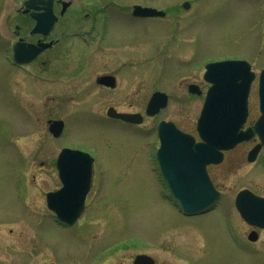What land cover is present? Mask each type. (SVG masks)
I'll list each match as a JSON object with an SVG mask.
<instances>
[{
    "label": "rangeland",
    "instance_id": "obj_1",
    "mask_svg": "<svg viewBox=\"0 0 264 264\" xmlns=\"http://www.w3.org/2000/svg\"><path fill=\"white\" fill-rule=\"evenodd\" d=\"M22 1L0 0V264H89L82 256L86 250L104 249L129 235L145 240L156 234L150 243L153 247L143 242L132 248L127 245L96 264H126L129 256L144 252L154 255L159 264H264V231L260 232L257 247L250 248L252 252L258 248V253L247 257L229 247L224 261L205 256L203 237L207 235L211 240L218 234L224 236V218L235 228L239 216L233 199L238 191L249 189L264 197L261 160L250 165L237 163L231 173L225 171L228 163L223 162L213 173L222 194L217 205L204 217L184 221L169 201V194L163 191L160 176L150 162L157 120L174 122L185 131L194 129L202 100L190 96L186 85L191 81L203 83L207 62L244 58L256 76L264 69V0H60L70 2V6L49 39L73 52L66 59L59 55L54 61L46 55L42 58L45 66L37 70L33 67L38 72L35 77L20 71L10 75L4 61L5 46L19 35L17 25L22 27L21 36L29 39L27 24L15 14ZM184 1L190 2V15L194 16L186 20L188 26L182 32L178 28L182 25L179 15ZM136 3L169 13L165 21L132 23L125 17ZM169 20L176 27L174 36L171 30L163 29ZM87 31L90 33L85 35ZM101 38L117 45H151L147 59L132 60L137 64L133 65V72L142 81L131 103L143 115L151 82L156 73L165 69L164 75L167 72L171 76L164 78L162 88L169 93L170 102L158 116L144 117L140 126L132 127L105 119L101 98L91 104L93 97H100L88 93L93 77L91 67L100 61V55L98 52L87 59L86 52L78 48L82 41ZM157 45L163 56L162 52L158 54ZM189 56L193 60L201 58V63L189 62ZM68 59L84 65L77 66V70L59 66ZM249 98L254 118L258 109L257 78ZM51 119L65 123L59 138L48 132L47 121ZM62 147L89 152L95 158V169L104 171L107 194L100 201L106 202L109 196L112 203L98 210L105 218L86 217L88 221L67 228L52 223L44 194L58 187L54 162ZM167 223V229L163 228Z\"/></svg>",
    "mask_w": 264,
    "mask_h": 264
},
{
    "label": "water",
    "instance_id": "obj_2",
    "mask_svg": "<svg viewBox=\"0 0 264 264\" xmlns=\"http://www.w3.org/2000/svg\"><path fill=\"white\" fill-rule=\"evenodd\" d=\"M51 1L27 0L24 2L27 9L43 11L38 14L31 12V16L36 20L33 32L46 34L52 28L55 18L51 11ZM38 4L43 6L37 7ZM132 14L138 17L163 15L155 9L140 6H134ZM14 50V58L20 62L16 46ZM205 69L204 79L211 83V86L207 91L202 112L197 121V131L202 142L195 144L189 135L179 132L171 124L167 127L165 125L168 124L162 122L159 126L160 147L157 151L159 167L174 200L188 215L207 210L215 203L219 195L209 181L205 166L220 162L221 150L230 149L236 143L249 138L252 133V130L240 131L247 114L250 86L255 78L248 62L243 60L214 62L207 64ZM258 97L260 117L254 125L253 132L258 135L264 147V70L258 77ZM163 101L162 94L155 93L147 106V114L154 115L161 106H164ZM107 115L129 122H141L139 115L136 114H118L111 110ZM48 123L49 131L53 136H58L63 128V122L57 120ZM255 152L254 149L250 153L253 154L249 160L254 159ZM91 163L92 158L80 151L63 149L59 154L57 167L61 179L66 178L64 170H75L81 171V179L86 180L85 183L78 184L76 191L72 188L77 185L64 182L61 190L47 195L49 209L55 211L63 222L71 224L82 210ZM64 194L70 196L68 206H62L60 202ZM235 205L240 215L249 224L264 228V198L243 190L237 194Z\"/></svg>",
    "mask_w": 264,
    "mask_h": 264
},
{
    "label": "flooded vegetation",
    "instance_id": "obj_3",
    "mask_svg": "<svg viewBox=\"0 0 264 264\" xmlns=\"http://www.w3.org/2000/svg\"><path fill=\"white\" fill-rule=\"evenodd\" d=\"M198 1L199 0H197V2ZM185 3L187 4L186 8L184 5ZM134 5H141L142 7L156 8L158 10H161L163 12V15L157 16V17H136V16H133L132 15V8ZM69 6H70V4H68L66 8H63V2H61L60 0H53L52 9H53V13L57 17V22L55 23L52 31L47 35L31 34V30L35 24L34 20L30 17V15L28 13L23 12L24 11L23 7L20 6V8L16 10L15 14L21 15V17L23 18V20L27 24L26 32H27V36L29 37V39L25 38L24 36H21V32H22L21 28L22 27L17 25L15 28H16L19 35H17L16 39H14L11 43L6 45L5 49H4V54H5L4 61L6 63V66H7V69L9 70L10 75H11V73H13L15 71H20L22 73L32 75L34 77L36 75L38 76V74H36L38 72L36 71V73H35L33 71V67H35V69L37 70V69H39L40 66H45L46 61L42 60V58L45 57L46 55H48L47 58L49 56H52V60L54 61V60H57L59 55H64L63 59L64 58L66 59L67 58L66 55H68L69 53L72 54L73 51L71 49L65 48L66 45H60L59 42L53 40L52 38L49 39L51 33L55 29L56 24L59 23V21L61 20L63 12L65 10H67L69 8ZM181 8H182V11H180L181 12L180 14H182V15H179V16L181 18L180 21L182 22V25H181V27L178 28L179 29L178 31H182V32L184 31L185 32V30H186L185 28L188 26V24H186V20H188V18L193 17L194 15L193 16L190 15V8H191L190 2L184 1L181 4ZM39 12H41V10ZM168 13L169 12L167 10H164V9H160V8H157L154 6H147L146 4L142 5V4L136 3V4H132L130 6V9L128 11V15L125 18H127L129 22H132V21H141V22L142 21H156L157 22L159 20L165 21ZM195 13H196V11L193 12V14H195ZM84 17L85 18L87 17V13L84 14ZM120 18H123V17L120 16ZM129 22H127V23H129ZM171 23H172L171 20H169V22L166 24L164 23L163 29L166 28V30H165L166 32L171 30V32L173 33V36H174V34L177 31H173L176 29V27L174 24H171ZM88 33H90V31L89 32L87 31L85 33V35ZM77 35L80 36L82 34L80 33ZM84 39H86V38H84ZM17 41H22L25 43L34 44V45H22V47L18 51V53L21 57H24V58L28 57V55L31 53V52H29L31 46H35V47L39 48L40 51L36 54V56L31 58V60L17 64L13 61V47L15 46L13 44ZM81 43H82V47H79L78 49L84 50L86 52L85 57L87 59H89L91 56H94L98 52L100 55V61H98V62L96 61L95 64H93L91 67L92 72H93V77H92V84H90V87H89L90 91H88L89 94H97L100 97H97V96L93 97L91 104L96 100L95 98H101L103 106H105V110H104L105 113H107V111L109 109H114L118 113L142 114V112L137 111L136 106L133 103H131V98H133L137 95L136 90L138 88V85L142 81L140 79L141 77H139L137 73L133 72V70H134L133 65H137V64H135V62L133 63L132 60L143 61V60L147 59L148 50H149V48H152L151 45H132L129 43L122 44V42H119L118 44H120V45H117V43H115V42L106 41L105 38H101L99 41H94V42L82 41ZM155 48H159L158 45ZM161 52H162V48L160 47L158 54H160ZM162 54H163V52L160 55L163 56ZM224 59H227V58H224ZM224 59L220 58V59H215L213 61L224 60ZM163 60H164L163 65H165V67H167V65H168L167 61H165L164 58H163ZM68 61L69 62H65V60H64L63 62H60L61 64H59V66L65 68V69H68V70H72L71 68H75L77 70V66L84 65V64H76L74 62H71L70 59H68ZM188 61L193 62V64L197 63V65H199L201 63V58L193 60L192 57L189 56ZM166 63H167V65H166ZM164 71H165V69H164ZM166 71H169V65H168V68ZM163 72L156 73L154 76V79L151 82V86H150L151 91L147 95V100L144 103L143 114L145 113L149 99L152 97V95L155 92H161V93H164L167 95V106L170 102L169 93L164 91L162 87L164 86L163 85L164 78L170 77L171 74H169V73L166 74L167 73L166 72L164 75ZM73 74L74 73L68 74V76H72ZM144 76L148 77V75H146V74H144ZM69 81H71V79ZM190 86L195 87V88H193V90L198 92V94L197 93L196 94L191 93L190 92L191 91ZM207 88H208V85L205 82L197 83V82L191 81L186 85V90L190 96L199 97V100L200 101L202 100V102H200L201 106H200L199 112L201 111L203 99H204L205 92H206ZM117 91H123L124 94L121 96H116L115 92H117ZM126 98L128 100H126ZM167 106H166V108H167ZM93 108H94V112H97L95 107H93ZM164 109L160 110L159 114ZM156 116H154L153 118H155ZM252 117L253 116L251 115V106L249 103V115H248L247 121L244 125V128L251 126L253 124L256 117H254V118H252ZM106 119L111 120V121H115V122H118L121 124L130 125L132 127H136V125H133L131 123H126V122L119 120V119H114V118H106ZM159 121L160 120H158L153 127L154 135H153V133H152V135H153L154 139H156V144H154L155 152L151 156L150 162L152 164H154L155 171L161 176L159 168H158V164L156 161V150L159 147V140H158V124H159ZM175 126L180 131L191 135L194 138L195 143H198L201 141L197 135L196 126L194 127V129H190L189 131H185L184 129L179 128V126L176 124H175ZM258 143H259V141L256 138V136H253L251 139L237 144L231 150L224 151L223 152V161L220 164H209L205 167L206 172L208 174V177L216 189H218V188H217L216 183L214 181L213 173L217 167H219L220 165L223 164V162L228 163L225 171L227 173H231V171H233V169H232L233 166L237 163H241V162L243 163L244 162L245 164L250 165V164L256 163L257 160H262L261 153H259L254 162H252V163L247 162V156H248L249 151ZM103 173H104V171L98 170V169H94L91 171L88 191L85 195L84 202H83V210L73 224L67 225L63 222H60L53 212L48 211L50 214V218L52 220V223H54L55 225H58L60 227L67 228V227H76L80 224V222L85 221V220L88 221L90 219V217H93L95 219H99L98 215H102V217L105 218V214L103 212H98V210L102 208L101 207L102 205L108 206V205H111L112 203L110 201L111 199L109 196H107V198H109V199L106 202L100 201V199L103 198L107 194L105 192L106 191L105 187H107L106 186L107 176H104ZM55 176L57 179L58 187H56L55 189H52L50 192L58 190L63 185L62 181L59 178V171L57 169H55ZM161 181H162L161 184H162L163 191H165L166 193H169L168 187L164 183L163 179H161ZM75 182L79 183V182H81V180H76ZM82 182H84V180ZM171 201H172V205L176 207V210L179 212L180 216L183 217V221L186 219H191V218L198 219V218H201L202 216L204 217L210 211V210H208L202 214H198V215H194V216H187V215L183 214L178 209L179 207L175 204V202L172 199H171ZM44 202H45V194H44ZM108 207H110V206H108ZM108 209H111V208H108ZM102 210H103V208H102ZM86 217H88L89 219ZM168 225H170V223L165 224L163 228L167 229L166 226H168ZM198 228H199V226H198ZM235 228L237 230L236 234L234 233ZM235 228H234L233 223L229 222L228 219L224 218L223 219V225H222V230L225 232V233H223L224 236H221V234H218L216 239L214 237L211 240H208L207 235H203V237L206 241L205 244H206V250H207V253L205 254V256L208 255L209 257H212L213 259H219L220 258L221 261H224L223 258L227 256V251H228L229 247L235 249L236 251H239L242 255H246L247 257L248 256L250 257L251 254L258 253L259 252L258 248L254 252H252L250 250V248L257 247V245L261 241V239H260L261 233L260 232L264 231V229H260V228L249 225L242 218H240V216H239V222H238V224H236ZM199 229L201 231H204L201 228H199ZM205 234H206V232H205ZM156 236H157V234L155 236L153 235L152 237H148V238L146 237L145 240L143 238H140V240H139L137 238V236L129 235L126 238L120 239L119 241L112 243L110 246H108L104 249H102L101 248L102 246H101L100 247L101 249H97L95 247L93 250H89V251L86 250V252L82 253L83 254L82 256L86 258L85 262H88L89 264H96L97 262L102 260L104 257L108 256L109 254H111L115 251L120 250L123 247H126L127 245L130 248H132V247L137 246L139 243L143 242L144 244L148 243V245L151 248L153 246L150 243L155 240ZM138 255H146L147 257H150L153 259V264H159L156 257L154 255L150 254L149 252L135 254V255H133L132 258L129 256L128 262L126 264H136L135 261H136V257ZM253 256L257 257V258L259 257L258 255H253ZM203 260H205L204 256L202 257V259H200V262L201 263L204 262ZM42 264H53V263H46L45 262ZM120 264H124V263L121 261ZM151 264H152V262H151Z\"/></svg>",
    "mask_w": 264,
    "mask_h": 264
}]
</instances>
